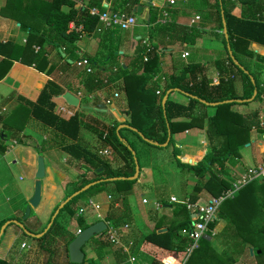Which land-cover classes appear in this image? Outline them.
<instances>
[{
    "label": "trees",
    "instance_id": "obj_1",
    "mask_svg": "<svg viewBox=\"0 0 264 264\" xmlns=\"http://www.w3.org/2000/svg\"><path fill=\"white\" fill-rule=\"evenodd\" d=\"M78 1L81 0H4L0 14L17 21L20 24V29L28 31V34L24 45L10 42L0 43V56L2 57L0 59V79L7 74L13 61L44 72L45 68L42 65L45 62L44 47L46 45H50L55 48L58 54L66 55L68 59L72 60L77 50L76 42L83 33L100 32L102 30V25L99 23L98 18L89 14L90 9L97 8L100 12L105 10L102 6L103 0H89L86 7L76 8ZM136 3L132 0H124L119 5L120 7L117 6L114 10L116 11L119 8L121 12L130 14ZM214 3L219 17L218 25L220 28H223L221 10L223 11L227 30V38L224 36L223 41L225 45H229L233 56V60L228 55L227 59L247 84L248 93L245 97L236 95L223 97L218 95L221 84L212 85L210 81H206L199 75H196L192 80H186L187 72L191 75L197 68L195 65H186L181 69L178 76L170 75L167 82L161 85L160 53L170 51L169 48L176 44H194L199 36L197 29L177 24L173 15L175 11L167 7L164 8V11L169 14L172 13L173 16L169 20L160 21L154 25L153 36L150 37L153 39L154 44L146 46L142 39L137 40L131 58L126 60L125 57L117 53L118 50L111 51L101 69L96 70L92 74L83 72L85 74L82 77L83 86L89 93L120 79L122 80V93L127 106L125 114L128 116V120L124 123H114L111 127L105 126L101 129H96V132L100 137L105 135L104 132H107V139L114 153L123 155L127 159V169H113L96 152L87 151L78 143H74L78 140L81 128L79 115L74 114L65 119V117L54 113L55 104L52 102V98L61 95L63 90L53 81L47 82L35 103L25 101L26 105L31 109L32 118L44 126L51 127L62 137L63 142L65 140L69 141V144L63 147L62 150L68 153L72 160L79 162L80 169L83 171L82 176L86 177L89 173L91 174L89 179L82 178L78 181L76 186L67 193L65 199L91 182L113 177L128 178L134 175L135 164L131 152L135 151V148L133 143L125 137L124 132H130L140 141L154 145L156 143H165L169 131L171 134L167 145L169 146L171 144L174 145L173 134L185 132L192 128L201 129L205 120L207 121L206 134L211 151L201 161L190 165L177 159L179 150L174 146L173 157L175 164L183 175L190 174L196 178L199 191L206 190L217 198L230 188L228 181L223 177H229L226 162L231 157H239L240 149L250 141L252 128H257L261 133H264V130L259 129L256 113L240 118L231 109L232 106L239 103L237 100L249 99L254 89L257 90L254 100L259 98L261 91H263L261 80L258 78L259 73H256L255 70H250L248 66H244L237 56L239 54L250 56L248 48L252 43L264 45V0H236L235 2H231V0H214ZM237 3L242 5L247 12L240 17L232 15ZM154 17L152 15L151 21L155 20ZM70 24H73L74 28H71ZM80 26H82V29L77 31ZM118 30L117 28L111 29V36L114 38L121 37V32ZM225 52L228 54L226 48ZM145 58H147L146 61L144 60ZM123 60L126 61L123 62ZM90 61L92 64L94 63L92 59ZM108 62H110L111 69L116 68V71L108 75L107 79H105L107 82L104 83V79L100 75L107 71L106 64ZM236 62L242 65L248 74L235 65ZM67 64L68 61H66ZM250 76L254 80V85L250 81ZM173 90L188 96V103L182 105L167 99L164 108H162L161 101L163 96L166 92H172ZM226 100L233 101L230 103L223 102ZM219 102L223 103L214 106L210 105L211 103ZM244 103L247 104L248 102ZM210 107L214 108V112L211 116H208L206 109ZM3 120L4 118L0 117V122H3ZM121 124H126L136 131L124 128L117 134L116 129ZM140 134L148 142H145L140 137ZM5 151L6 148L1 146L0 154H4ZM136 158H138L137 154ZM98 169H101V171L97 172ZM136 182L137 180L125 179L113 182L102 181L95 184L64 205L54 220L52 228L62 213L67 212L69 217H72L75 214L72 208L76 204L83 199L87 200L104 192L107 184L112 183L116 186L114 187L116 192L126 193L132 189ZM155 191L156 200L161 202L163 206L172 208L174 218L182 217L178 222L174 220L169 223L166 226V232L156 233V230H154L144 239L146 242L161 249L173 252L163 264L177 262V259L182 256L186 258L184 264H231V258L227 257L226 253L219 254L213 248V238L201 239L197 248L188 253L187 249L191 245V240L182 234V230L188 228L190 223L195 220V217L187 211L185 201L177 204L169 203L170 196L163 187H157ZM192 195L198 196L197 193ZM196 197H192L190 202H195ZM57 207L52 211L51 216ZM260 212L264 216V181H259V179L241 187L232 198L225 199L219 207V218L223 220L230 218L227 228L231 230L233 226L231 238L234 239V247L241 249L242 264H247L254 257L264 256V222L258 229L253 228ZM105 220L114 228H119L122 225L120 218L112 219L109 216ZM5 221L7 219L0 221V227ZM79 221L81 230L88 227V225H84L82 219H79ZM24 227L27 231L32 232L26 226ZM212 227L215 228L216 224ZM156 228L161 227L156 226ZM44 229L33 233L39 234ZM50 231L38 239L37 242H43ZM21 232L25 235L23 231ZM260 234L262 237L259 236ZM72 240L73 238L70 239L68 244ZM237 240H240L239 244H237ZM89 243L94 247V256L88 257L85 255L83 264L86 262L94 264V260L103 258L106 251H112L116 257H120L119 260H116L117 263L128 257L127 254L124 255L122 253L120 248L114 249L113 247L115 246L99 237L92 238ZM250 248H253L252 255L249 252ZM0 264L13 263L0 259ZM150 264H157V262L152 261Z\"/></svg>",
    "mask_w": 264,
    "mask_h": 264
},
{
    "label": "crops",
    "instance_id": "obj_2",
    "mask_svg": "<svg viewBox=\"0 0 264 264\" xmlns=\"http://www.w3.org/2000/svg\"><path fill=\"white\" fill-rule=\"evenodd\" d=\"M123 1L103 0L102 6L105 8L104 11H115V7H120L119 5ZM132 1L137 3L131 13L124 14L133 16L136 25L129 30H118L121 32V37H112L111 29H105L103 26L100 32L83 33L76 42L77 50L74 60L68 59L66 55L62 56L58 54L55 48L46 45L44 47L45 62L42 65L45 68L44 72L13 61L7 74L0 79V117L4 118L3 122H0V147L6 148L5 153L0 154V163H2V167H4V171L6 172L5 176L3 174L2 179H0V221L4 219H7V221L17 220L32 230V233L41 231L43 228H46L47 225L45 226V224L47 222L49 223L52 211L65 199L64 196V198L57 200V196L60 194L59 179L61 171L51 169L45 157H52L53 154H57L61 158L65 156L70 158L69 154L62 150L63 147L69 144V141L65 140L63 142L62 137L51 127L44 126L32 118L30 114L31 109L25 103V101L35 103L48 81H53L63 90L61 95L52 98V102L55 104L54 113L65 117V119L74 114L79 115L81 128L78 140L74 143H78L87 151L96 152L97 154L99 151L107 149L111 151V154L109 156H100L98 154L99 157L107 161L113 169L128 168L127 159L123 155L114 153L111 144L108 142L107 132H104L106 134L105 139H103V136L100 137L96 132V129H101L105 126L111 127L114 123H124L128 120V116L125 114L127 106L123 94L116 108L109 109L105 107V101L107 100L105 97L106 90L111 85L115 86L118 83L120 84L122 80L120 79L89 93L83 86L82 78L78 77L79 74L72 70L73 67L76 68L74 63L80 57L84 56L92 59L94 61L93 67H96L97 62L102 65L105 63L111 51L118 50L117 53L127 60L133 56L137 40L142 39L146 46L152 43L154 44L153 39L150 38L153 36L154 25L157 22L169 20L174 15L177 24L197 29L199 36L196 38L194 44H176L169 48L170 51L160 53L159 69L161 78H164V81L161 80V85L167 82L170 75L178 76L181 69L186 65H195L197 68L191 75L187 72L186 80H192L196 75H199L206 81H210L212 85L216 86L221 84V89L217 93L218 95L223 97L233 95L245 97L247 95L248 89L246 82L227 59V55L230 56L227 49L228 44L225 45L223 41V28H220L218 25L219 17L214 0H172L173 4H170V0ZM235 1L231 0V2ZM3 3L4 0H0V9ZM88 3L89 0H81L77 2L75 7H86ZM165 7L175 11L174 14L172 15V13L169 14L164 11ZM116 11L121 12V9L117 8ZM243 13H247L246 9L237 3L232 11V15L240 17ZM152 15L155 16L154 21H151ZM196 17L199 19L196 20ZM27 32L20 29V24L17 21L0 14V43L10 42L24 45L27 39ZM225 48L228 54H226ZM248 49L251 54L250 56L239 54L237 57L244 66H248L250 69L255 70L256 73H259L258 78L261 80V88H263V91H261L260 97L257 100L244 101L248 102L247 104L239 102L232 106L231 109L240 118L256 113L259 121V129L264 130V45L252 43ZM184 52L188 53L185 59L181 57ZM0 59H2L1 56ZM126 60H123V62ZM66 61H68L67 65ZM80 70L83 71L82 69ZM112 70L116 71V68ZM100 76L103 77V82L106 83L107 81L105 79H107L108 73L104 72ZM83 91L86 92L84 96L85 101L81 98ZM66 92L71 93L79 100L76 107L67 105L62 99V95ZM167 99L182 105L188 103V96L177 90H173ZM59 108L65 109L70 115L61 113ZM213 112V107L206 109L208 116H211ZM206 130L207 121L205 120L201 129L192 128L185 132L173 134L172 139L174 145L171 146H176L179 150L177 159L180 162L194 165L211 151ZM124 134L128 141L133 143L130 137L133 134L130 132H124ZM149 146L153 148L150 150L158 157L159 161L154 163L148 159H144L141 162L142 164H139L138 161L141 171L138 177L140 181L136 182L132 186V189L126 192L127 194L125 193L118 202L107 190L105 194L102 192L87 200H81V202L72 208L75 214L71 218L75 219L78 227L77 231L81 230L79 219H82L84 223V219L95 216V221L89 219L88 222L91 223L86 225L103 221L106 226L108 221L103 220L106 217L110 216L112 219L120 218L122 220V225L118 228L120 245L113 248H120L122 253L124 255L127 254L128 257L122 262L117 263L116 260H119L120 257H116L112 251H106L103 258L94 260V264H150L152 261L157 262V264H163L173 254L171 251L161 249L144 240L154 230H156V233L159 229H166L167 231L166 226L169 223L174 220L178 222L180 218L182 219L181 216L174 218L172 208L163 206L161 202L156 200V197L150 196V193L155 191L152 188L153 186H149L147 184L148 182H143V180L142 182L146 184L140 183L142 178L145 180L149 176H152L154 172L157 175H162L164 168L170 165L169 162L174 163V157L173 155L170 156L168 154L169 152L162 159V153L169 146ZM171 151L170 153L172 154L173 149ZM39 156L43 157L45 164V177L41 180V199L38 206L31 209L30 216L26 220H23L21 217L24 215L25 208L29 205V200L33 196L36 162ZM234 160L235 162L233 163H235V166L230 167L232 170L238 171L237 168L243 169V167L264 170V133H261L257 128H252L249 143L240 149L239 157L234 158ZM29 166L34 169L33 175L29 176L27 173L24 178L25 183L11 185L8 181L7 174L12 173L14 168L27 170L26 168ZM64 170L66 171L67 169L64 168ZM181 175H183L182 172ZM137 193L140 194V201L137 198ZM108 196L112 197L110 201L107 199ZM171 197H169V203ZM88 200H93L96 204H99V211H87L84 214L77 213V209L83 207ZM196 201H200L201 203L206 202L202 198H198ZM158 203L161 204L160 208H157ZM41 206L47 207L48 210L45 215L47 218L41 217V214H43V209H40ZM19 215L21 216L19 217ZM31 215H34L36 218L33 221V225H29L28 222L26 223L31 218ZM65 215L69 216L67 212H64L59 216V219ZM98 216L104 218L99 220ZM126 225L127 227L125 228ZM156 226H160L161 228H156ZM57 228L58 223L50 229L51 231L45 238L47 239L46 242L44 239L40 245L42 246L44 243L46 250L51 249V258L58 260L61 257L58 254L55 255L57 245L63 250L62 246L66 242L68 264H70L67 245L70 239L76 236L77 231L65 239L64 234L56 230ZM7 229L8 227L6 231ZM58 237L65 242L62 243ZM6 250L8 252L10 247ZM83 252L84 254L86 253L85 251ZM93 256L94 252L91 257ZM185 259L182 256L177 259V262H173L172 264H184ZM57 263L58 261L53 262V264Z\"/></svg>",
    "mask_w": 264,
    "mask_h": 264
},
{
    "label": "rangeland",
    "instance_id": "obj_3",
    "mask_svg": "<svg viewBox=\"0 0 264 264\" xmlns=\"http://www.w3.org/2000/svg\"><path fill=\"white\" fill-rule=\"evenodd\" d=\"M75 58L76 57H74L72 60H74ZM104 64L102 65L99 62H97L96 67L93 68V72L95 69L96 70L101 69L102 66H104ZM106 67H107V71H105V72L108 73V75H111V74H113V72H115V71H112L111 66H110V62H108L106 64ZM72 70L76 71L79 74L78 77L82 78L85 75L83 73V71H81L77 67L76 68L73 67ZM250 70H252V69H250ZM242 71H244V70H242ZM244 73H245V71H244ZM115 93H117L119 95L118 98H113V95ZM85 94H86L85 91H83L81 94V98L84 101H85V97H84ZM122 94L123 93H122L121 83L120 84L118 83L115 86L114 85L109 86V88L106 90V93H105L106 96L105 97L107 100H110L111 98H113V100H111V103L106 104L105 107L109 108V109L110 108L111 109L116 108L117 105L119 104V101L121 100ZM130 137H131V140L133 142V146L135 147V151L137 153L139 164H142L141 162H143L144 159H148L154 163L159 161L158 157H156L153 154V152H151L150 149H153V148H150L151 146L140 141L135 135L130 136ZM171 145H173V144H171ZM171 145H169L167 150H165L164 153H162V155H163L162 159L166 157V155H167L166 153H168V152H169L168 154H170V156L173 155V153L171 154L170 151H171V149H174V146L172 147ZM152 151H154V150H152ZM157 153H159V152H157ZM41 156H44V155H41ZM45 159L47 160V163L51 169H56V170L61 171V175H60V179H59V184H60L59 192H60V194L57 196L58 197L57 200L64 198V196L66 197L67 193L69 191H71L76 186V183L78 181H80L82 178L89 179L91 177L90 173L86 177L82 176L83 171L80 169L79 162L74 161L71 158H68V156L61 158V156H59L57 154H53L52 157L46 156ZM233 162H235L233 157L229 158L228 161L226 162V165H227V168L229 171V177H227V176H223V177H225V180H227L229 185H230V188H228L226 191L234 190L235 186L238 185V183L244 177H247L250 174V171L256 170V168H247V167H243V169L237 168L238 171H236L234 169L232 170V168H230V167L235 166V163H233ZM169 164L170 165L168 167L164 168L162 175H157L156 172H154L152 176H149V178L146 177L147 179H145V180L142 178L140 183L146 184L143 182L147 181L148 182L147 184L149 186H153L152 187L153 189H155L157 187H163V189H165L168 192L170 197L173 196L176 198L177 202H175L174 204L182 203L183 201H185V202L191 201L192 197H196L195 195H192L194 193L198 194V196L196 197V200L198 198H202L203 200L207 201V200L213 198L212 194H210L208 191H206V190L199 191L198 190L199 185H197L196 178H194L192 175H190V174L181 175V172L176 167L175 161H174V163L169 162ZM3 165H4V163H3ZM252 167H255V166H252ZM64 168L67 169L66 171H68V169H69V171L66 172L64 170ZM26 169L27 170H21L20 168H14L12 173H10L9 175L7 174L8 181L11 183V185H18V184L25 183L24 178H25L27 173L29 176L33 175V170H34L33 168H31L29 166ZM4 172H5L4 167H2V163H0V179H2L3 174L5 176L6 172L5 173ZM140 173H141V171H140ZM258 179H259V181H264V176L263 177L261 176ZM142 180H143V182H142ZM138 181H140V179H137V182ZM141 184H137V185H141ZM114 187H116V186H114L112 183L107 184L105 186V191L103 193L105 194L106 191L108 190V193L111 194L112 197L118 202L120 200V198L125 193L116 192ZM225 192H223V193H225ZM154 193H156V191H153V193H150V196L155 197ZM137 195H138L137 198L140 201V198H141L140 194L137 193ZM228 199H230V198H228ZM40 209H43L42 210L43 214H41V217L47 218V217H45V215L47 214V210H48L47 207L41 206ZM79 209H80V207L77 209V213H79ZM20 216L21 215H19V217ZM22 217H21V219H22ZM102 218H104V217H102ZM89 219L91 221H95L96 218H95V216H93L91 218L84 219V225L91 223V222H88ZM228 219L223 220V219L219 218V215L217 214V221L215 222V224H216V227H215L216 236L213 237V239H212L213 248L219 254L220 253L221 254L226 253L227 257L231 258V261H232L231 264H242V254L240 252L241 249L239 247H234L235 242L233 241L234 239L231 238L233 235L232 234L233 233V231H232L233 226H232L231 230L227 228V224H229V222H230V218H228ZM35 220H36L35 216L31 215V218H29L26 221V223L28 222L29 225L30 224L33 225V221H35ZM57 221H58L57 222L58 228L56 230L61 231V233L64 234L65 239H67V237H70L73 233H75V231H77L78 227L76 225L75 219L69 217L68 215H65L63 218H60V219L58 218ZM263 222H264V216L260 212L259 216L257 217V219L255 221V224L253 225V228L258 229L259 226L262 225ZM47 223L45 224V226L47 225ZM45 226H43V227H45ZM40 229H42V228H40ZM21 231L22 230H20V228L17 227L16 225H10L8 227V229L5 232V234L3 235L2 241L0 243V259H4V260L9 261L13 264H53V262H57V261H58L57 264H68L67 251H66V246H65L66 242L65 241H62L58 237V239L61 240L62 243L63 242H65V243L62 246L63 250H61V248H59V246L57 245L55 255L58 254V256H60L61 259L56 260V259L51 258V252H50L51 249L46 250L44 243L41 246L40 243L37 242L38 239H34V238H31L27 235H23ZM259 236L262 237L261 234ZM97 237H99V236H97ZM99 238L104 240L103 237H99ZM46 240L47 239H45V242H46ZM21 242H26L30 246L31 249L28 251H25V252L19 251V245ZM239 242H240V240H237V244H239ZM113 246H115V245H113ZM9 247H10V250L7 252L6 249ZM93 248L94 247L91 243L86 244L83 248V251L86 252L85 255L90 257L92 255V253L94 252ZM250 249L253 250V248H250ZM249 252H250V250H249ZM252 254H253V252H252ZM69 263H70V261H69ZM252 263L253 264H264V256L259 257V258L254 257V259L251 260L250 262H248L247 264H252ZM85 264H89V263L86 262Z\"/></svg>",
    "mask_w": 264,
    "mask_h": 264
},
{
    "label": "built area",
    "instance_id": "obj_4",
    "mask_svg": "<svg viewBox=\"0 0 264 264\" xmlns=\"http://www.w3.org/2000/svg\"><path fill=\"white\" fill-rule=\"evenodd\" d=\"M170 4H173V1L170 0ZM89 14L91 16H95L98 18L99 23L105 28V29H114L117 28L119 30H129L132 27L136 25L135 18L133 16H128L125 15L124 13L120 11H104L100 12L96 8H91L89 11ZM199 18L196 17V20ZM71 28H74V25L71 24ZM82 29V26L77 28V31H80ZM188 53L184 52L182 53L181 57L182 58H187ZM145 61L147 58L144 59ZM75 66L79 69H82L86 74H92L93 73V64L90 61L88 57H80L75 61ZM164 81V78L162 79ZM158 94V92H157ZM118 94L115 93L113 95V98H118ZM111 98L110 100H106L105 103L109 104L111 103ZM59 111L61 113H65L66 115H70V113H67V111L63 108H59ZM106 138V134L103 135V139ZM100 156H109L111 154V151L109 150H101L98 153ZM264 176V170H254L250 171V174L247 177H244L238 185L235 186L234 190H228L219 197H213L206 201L205 203H201L200 201L196 202H186V209L187 211L192 214L195 217V220L190 224L188 228H185L182 230V234L187 236L191 240V245L188 247L187 252L190 253L193 249L197 248L198 242L201 239L207 238V239H212L216 235L215 228L212 227L215 225V222L217 221V214L219 207L221 203L228 198H232L236 192L246 185L247 183L258 179L260 177ZM109 201L112 199L111 196H108L107 198ZM145 202V201H144ZM176 198L171 197L170 198V203H175ZM161 204H157V208H160ZM100 209V205L96 204L93 200H88L86 204L79 209V214H84L87 211H94L98 212ZM99 219L100 218L98 216ZM105 220V219H103ZM106 230L104 233L99 235V237H103L104 240L112 245L118 246L120 245L119 241V232L118 228H114L112 225H110L107 222ZM127 225L125 226V228ZM82 230H78L76 235L80 234ZM30 246L26 242H21L19 245V251H28L30 250ZM127 251V249H125Z\"/></svg>",
    "mask_w": 264,
    "mask_h": 264
},
{
    "label": "water",
    "instance_id": "obj_5",
    "mask_svg": "<svg viewBox=\"0 0 264 264\" xmlns=\"http://www.w3.org/2000/svg\"><path fill=\"white\" fill-rule=\"evenodd\" d=\"M220 1V0H219ZM221 20H222V26H223V35L225 36V38H227V30H226V26H225V19L223 16V11L221 10ZM227 49L229 52V55L231 57V59L233 60V56L230 50L229 45H227ZM236 65L241 69L244 70V68L239 65L238 63H236ZM245 71V70H244ZM246 74H248L247 71H245ZM250 80L251 83L254 85V80L253 78L250 76ZM171 93V91L166 92V94L163 96L162 101H161V105L162 108H164L165 106V102L168 98V95ZM257 94V90L254 89L253 91V95L251 98L247 99V100H237L238 102H244V101H252L255 96ZM62 99L66 102L67 105L72 106V107H76L78 105L79 100L73 96L71 93L66 92L62 95ZM223 102H227L230 103L232 102V100H227V101H223ZM223 102H219V103H211L210 105L214 106L217 104H221ZM123 128H128L132 131H136L134 128H131L130 126L126 125V124H122L120 125L117 129H116V133L119 134V131ZM140 137L145 141L148 142L147 139H145L141 134ZM171 134L168 131L167 133V140L165 143L163 144H154L155 146H161V147H166L169 143ZM133 155V159H134V164H135V172L134 175L131 177H113V178H108V179H102V180H98V181H94L91 182L85 186H83L82 188H80L79 190H77L76 192L72 193L69 197H67L65 200H63L57 207V209L54 211L53 215L50 218L49 223L47 224L46 228L39 234H35L32 232H29L25 229L24 225L22 224V222H19L17 220H8L6 221L1 227H0V240L1 237L3 236L5 230L7 227H9L10 225H16L17 227L20 228V230H22L25 235L34 238V239H40L42 238L52 227L54 220L56 219L57 215L59 214V211L64 207V205H66L68 202H70L73 198L77 197L78 195H80L81 193L85 192L86 190H88L90 187L94 186L95 184L102 182V181H109V182H113L116 180H137L139 177V173H140V169H139V164H138V160L136 158V153L135 151L131 152ZM101 171V169H98L97 172ZM45 177V164H44V160L43 157L39 156L37 158V162H36V173H35V182H34V190H33V196L31 197V199L29 200V205L25 208L24 211V215L22 217L23 220H26L29 216H30V212L32 208H36L40 202L41 199V180ZM106 224L103 221H98L96 223H93L91 225H88V227H86L85 229H83L81 231L80 234L76 235L73 240L68 244V257H69V261L71 264H83L84 263V259H85V254L83 252V248L84 246L94 237H97L99 235H101L102 233H104V231L106 230ZM166 232V229H159L157 231V233H163ZM253 250L250 249V254H252ZM259 252V251H257Z\"/></svg>",
    "mask_w": 264,
    "mask_h": 264
}]
</instances>
